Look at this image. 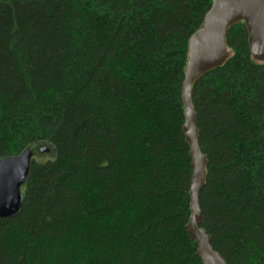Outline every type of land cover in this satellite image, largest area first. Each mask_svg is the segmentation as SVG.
I'll return each instance as SVG.
<instances>
[{"label":"trees","instance_id":"obj_1","mask_svg":"<svg viewBox=\"0 0 264 264\" xmlns=\"http://www.w3.org/2000/svg\"><path fill=\"white\" fill-rule=\"evenodd\" d=\"M211 0H0V160L33 154L0 264H202L181 87ZM193 84L201 228L264 264V62L243 24Z\"/></svg>","mask_w":264,"mask_h":264},{"label":"water","instance_id":"obj_2","mask_svg":"<svg viewBox=\"0 0 264 264\" xmlns=\"http://www.w3.org/2000/svg\"><path fill=\"white\" fill-rule=\"evenodd\" d=\"M243 24L252 59L264 62V0H211L200 28L189 38L183 71L181 102L184 124L182 133L191 159L190 218L186 225L190 241L197 246L202 264H225L212 250L210 238L201 228L203 217L199 194L205 184L206 159L198 144L196 116L192 104L193 84L210 71L221 67L230 54L225 45L227 32ZM33 154L26 149L17 157L0 160V220L14 216L20 208L21 189L25 185Z\"/></svg>","mask_w":264,"mask_h":264},{"label":"rangeland","instance_id":"obj_3","mask_svg":"<svg viewBox=\"0 0 264 264\" xmlns=\"http://www.w3.org/2000/svg\"><path fill=\"white\" fill-rule=\"evenodd\" d=\"M21 193H22V189H21Z\"/></svg>","mask_w":264,"mask_h":264}]
</instances>
